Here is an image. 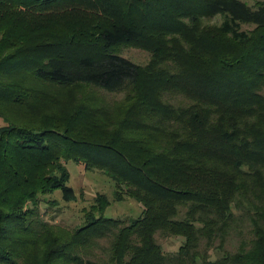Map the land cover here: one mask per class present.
<instances>
[{
	"label": "trees",
	"instance_id": "16d2710c",
	"mask_svg": "<svg viewBox=\"0 0 264 264\" xmlns=\"http://www.w3.org/2000/svg\"><path fill=\"white\" fill-rule=\"evenodd\" d=\"M70 161L114 183L74 227ZM0 264H264V0H0Z\"/></svg>",
	"mask_w": 264,
	"mask_h": 264
},
{
	"label": "rangeland",
	"instance_id": "374dc122",
	"mask_svg": "<svg viewBox=\"0 0 264 264\" xmlns=\"http://www.w3.org/2000/svg\"><path fill=\"white\" fill-rule=\"evenodd\" d=\"M249 4L254 5L256 0H244ZM222 20L220 17H215L212 22L218 23ZM245 28L250 27L245 25ZM117 50H120V53L131 58L135 62L140 64H146L151 59V54L147 51L138 47L136 45H124L118 47ZM105 93V92H104ZM102 94L100 96L108 100H121L123 99L122 94ZM78 98H81L83 93H77L75 95ZM68 167L71 171V180L70 185H72L77 194L78 199L73 202L63 201V196L61 190H57L53 193L47 195L51 200L57 199L58 205L55 206L51 213L47 215L48 218L55 216V221L61 225H69L70 227L77 226L81 223L83 217V209L89 208L90 205L94 202V197L97 192L106 193L110 198L114 194V183L110 177L103 174L98 170H87L82 164L70 161ZM43 208H46L43 205ZM141 207L137 200L133 198H128L124 201H113L111 206H109L105 212L106 216L109 217H134L140 214ZM159 240L164 246L166 251L176 252L179 247L182 245V239L171 237H161L159 235ZM240 242V238L232 237L230 241V248L236 249ZM216 257V254L214 255Z\"/></svg>",
	"mask_w": 264,
	"mask_h": 264
}]
</instances>
